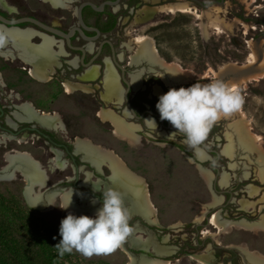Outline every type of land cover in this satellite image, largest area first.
<instances>
[{
	"label": "rangeland",
	"instance_id": "374dc122",
	"mask_svg": "<svg viewBox=\"0 0 264 264\" xmlns=\"http://www.w3.org/2000/svg\"><path fill=\"white\" fill-rule=\"evenodd\" d=\"M57 1L56 5L65 2ZM153 1L157 0H139L140 5L134 11L126 13L121 19L117 18L115 27L121 36L124 62L129 59L131 61L136 50L134 38L144 35L153 40L161 59L158 64H130V70H141L149 80L155 79L148 86L150 96L154 97L151 92L153 85L161 86L167 91L163 82L158 80L159 76H168L167 64H175L179 69L193 73L190 82L175 87L179 88L213 79L227 83L235 75L220 77L215 76L214 71L226 62L237 65L245 63L250 48L256 54L255 64L264 58V0L251 3L248 0H225L222 6L211 5V8L203 10L194 3H187L188 1L174 0L159 4ZM171 2L189 4L194 10L175 14L156 11V6ZM37 5V0H27L28 8L35 9ZM141 5L152 7L155 12L145 16L141 13ZM247 40L251 42L247 43ZM249 81L236 88L243 100L240 110L216 121L203 142L208 148L218 151L231 142V156L221 154L222 158L217 163L220 175L227 174L228 177L227 184L220 185L219 175L218 189L232 192L228 197L212 190L214 174L207 168V161L196 160L193 150L180 142L179 135L168 139L173 131L169 133L155 128L154 132H150L144 129V132L153 136L150 137L142 131L134 130L137 143L131 145L113 135L110 123L103 122L94 115L100 106L97 98L78 89L66 94L63 86L56 80L27 79L26 101L45 113L58 114L69 132L77 138L89 139L93 144L113 151L128 168L143 178L155 208V223L128 215L132 230L121 248L90 257L74 251L66 255L64 264H257L244 253H249L251 258L264 259V230L255 225L264 215V181L257 178V172L262 171L264 174V157L254 151V146L250 147L238 138L235 126L241 113L249 124L251 135L259 137V148L264 152V77ZM106 105L111 106L110 102ZM102 107L105 108L104 105ZM81 146L97 157L88 146ZM177 146H181L182 151ZM203 157L202 155L200 159ZM105 170L108 175L109 169L106 167ZM206 172L211 173L209 182L204 178ZM249 185L257 187L258 192L248 195ZM0 195L5 201L16 200L28 207L17 181L0 180ZM214 196L221 198L218 204L213 203ZM241 200H247L250 206L242 207L239 204ZM57 206L56 202L55 207L48 211L28 207L26 216L39 226L40 231L50 228L53 237L59 242V222L69 212ZM215 206L219 207L217 214L224 224L222 230L207 224L205 218V213ZM123 207L126 209L127 205L123 204ZM97 208L81 211L79 215L92 216ZM131 237L147 241V244L133 245L130 243ZM131 246L135 248H130ZM215 246H219L220 250L217 251ZM140 247H144L147 253L142 252ZM201 259L206 261L201 263Z\"/></svg>",
	"mask_w": 264,
	"mask_h": 264
},
{
	"label": "flooded vegetation",
	"instance_id": "af4514ba",
	"mask_svg": "<svg viewBox=\"0 0 264 264\" xmlns=\"http://www.w3.org/2000/svg\"><path fill=\"white\" fill-rule=\"evenodd\" d=\"M37 1V7L31 9L27 7V0H0V180L17 181L27 205H31L30 202L34 196H39L40 207L31 205L34 206L32 209L40 211L53 209L56 202L58 206L61 204V194L71 190L77 207L81 206L84 195L88 196V202L95 199L96 205L93 206L99 207L100 193L94 192L93 186L100 191L105 190L106 164L99 168H96L99 165L93 166L94 164L92 165L88 159L84 158L83 153L86 150L81 145L88 146L86 143L88 142L93 148L102 147L93 146L89 139L72 135L66 123L54 112L45 113L31 103H29L32 109L30 116L22 110L27 103L26 80L35 79L31 74L32 58L27 54L26 49L38 53L46 52L45 59L50 65L43 71L44 81H59L63 88L64 83L68 82L72 88L68 92L63 89L66 94H71L78 89L94 99L97 98L100 106L94 115L101 121L110 123L113 127L111 130L113 135L119 140L127 141L128 139L125 136L116 135L113 123L109 119H102L100 113L110 112L125 124L133 126L134 132L142 131L150 137L153 136L143 131L146 129L154 132L153 128L144 121L149 118L155 121L156 128L169 133L174 132L169 122L162 121L161 125L159 117L145 118L149 115L148 110L158 114L155 109V100L158 96L153 88L158 87L162 91L161 94L165 91L161 86L153 85L151 92L154 97L150 96L147 92L148 86L155 79L149 80L141 70H130V64L138 66L141 62L134 64L130 59L124 62L121 55V36L115 29L116 20L134 11L140 2L139 0H118L115 6L113 3L116 0H65L60 5H52L46 0ZM86 1L97 6L104 1L107 3L99 12L92 10L89 6L81 7L80 17L84 25L82 26L78 20L77 8ZM168 1L174 0H157L154 3ZM182 1L194 3L203 10L211 8V5H219L220 0ZM224 2L220 5L222 6ZM143 6L141 5V8ZM23 17H31L57 32L30 22L16 24L9 22ZM128 18L129 16L126 20ZM113 19H115L114 27L105 30ZM43 40L47 41L45 49L42 47ZM119 66L124 69V77L130 83L128 89L122 80V71ZM108 70L111 78L110 85L113 86H111L110 94L106 96V71ZM133 74H138L136 86L132 84L131 75ZM117 78L119 87L116 84ZM158 80L162 83L159 77ZM163 87L167 89L164 85ZM124 91L127 99L123 97ZM105 102H110L111 106H107ZM128 106L133 109L136 116L144 113V117L140 119L133 117L128 111ZM43 116H47L50 120L42 121ZM127 142L131 143L129 140ZM136 143L135 136L131 145ZM177 147L182 151L181 146ZM209 149L213 150L209 153V157L201 152L203 159L198 158L197 155L195 158L199 162L207 161V168L209 160L213 161L212 165L217 167L223 154L220 150ZM105 150L110 151L106 148ZM113 154L123 166L128 167L119 156L114 152ZM81 156L91 164L83 160ZM16 157L19 158L20 166L13 163ZM30 162L38 169V173L33 178L30 175L32 170ZM211 171L213 174L216 173L214 169ZM224 195L229 197L230 194Z\"/></svg>",
	"mask_w": 264,
	"mask_h": 264
},
{
	"label": "clouds",
	"instance_id": "9594fccd",
	"mask_svg": "<svg viewBox=\"0 0 264 264\" xmlns=\"http://www.w3.org/2000/svg\"><path fill=\"white\" fill-rule=\"evenodd\" d=\"M242 103V97L236 88L213 79L206 83L197 81L188 87L169 88L157 97L155 109L159 119L169 122L175 130L168 139L179 135L180 142L199 156L202 152L201 145L214 123L238 112ZM144 121L149 127L156 128L153 119ZM93 191L100 193V206L94 215L76 216L69 212L60 220V239L54 246L59 257L74 251L84 257L110 253L130 234L132 229L121 193L113 189L100 191L95 186ZM71 197L72 190L57 207L67 209L72 202ZM90 203L96 204V200L93 199Z\"/></svg>",
	"mask_w": 264,
	"mask_h": 264
},
{
	"label": "bare ground",
	"instance_id": "6f19581e",
	"mask_svg": "<svg viewBox=\"0 0 264 264\" xmlns=\"http://www.w3.org/2000/svg\"><path fill=\"white\" fill-rule=\"evenodd\" d=\"M46 1H48L52 5H56L58 2L57 0H46ZM63 1H65V0H63ZM148 1H151V0H145V2H148ZM248 1H249V3H251L255 0H248ZM188 5H186L182 2H171V3H166V4L156 6V11L162 12L165 14H175L177 12H180V13L192 12L194 10V7L188 6ZM154 12H155V10L152 7L143 6L141 8V13H143L145 16L151 15ZM198 25L200 28H202V26H200V23H198ZM243 25L245 26V24H243ZM250 42H251V40H247V43H250ZM134 44L136 45V50L134 51L133 55L131 56V62L132 63L137 64L140 62H146L147 64L152 66V65L158 64V61L161 60L158 56L159 54H157L158 52H156V48L154 47L153 40L148 38V36H144V35L143 36H137L136 38H134ZM42 47H43V49H45V47H47V41L46 40H43ZM256 50H257V48H256ZM26 52L32 58V63H33V67L31 69L32 77L37 79V80H43V78H44L43 71L50 65L49 62L45 59L47 56L46 52L38 53L36 51L33 52V51L28 50V49H26ZM255 60H256L255 51H254V49L250 48V51H249V54L247 56V60L245 63L242 62L243 64L237 65L234 62H226V63L222 64L221 66L219 65L218 70L214 71V74H215V76H220V77L224 76L226 74L235 75V78L229 80L226 84H228L234 88H237L240 84L246 83L250 79H256V78L264 77V58H262L257 64H255ZM167 65L169 68L168 76L167 75H166V77L159 76L161 81L163 82L164 86L167 89L175 88L179 84L188 83L193 78V73L191 71L179 69L178 66L175 64H167ZM170 74H176V75L173 76ZM137 76H138V74L131 75L132 84H134V85L137 84ZM110 81H111V78L109 76V70H108V71H106V82H107L106 83V92H105L106 96H108L110 94L111 86H113V85H110ZM71 88L72 87L68 82L64 83L65 92L70 91ZM161 92L162 91L158 87H154V93L157 96H159L161 94ZM113 99H115V98H113ZM22 110L27 115H29V116L31 115L32 109H31V106L28 102L26 103L25 108H22ZM100 116L102 119H104V120L109 119L113 123L114 133L116 135L125 136V138H127L131 142L130 144H132V141L135 140V136L132 133V131L134 130L133 126L125 124L122 120H120L118 117H116L115 115H113L110 112H105V113L102 112V113H100ZM239 118H240L239 121L235 122L238 138H240L242 142L244 141L250 147L254 146V148H255L254 151H256L258 154H260V156L264 157V152L261 151V149L259 148V143H260L258 141L259 137L251 135V133L249 132V124H248V122H245L244 116L241 113L239 114ZM48 120H50V119L47 118V116L42 117V121H48ZM86 143L88 144V147L91 150H93V152L96 153L97 157H94L91 153H89L88 151H85L83 153L84 158L88 159L92 163V165L94 164L93 166L99 165L97 163L98 161H104V163L106 164V167L109 169V171L111 173V175H110L111 182H110V184L104 185L105 190L106 189H113V190L117 191V189L115 187L114 177L119 176V179L121 181H123L124 183H126L128 185L130 184V186L133 189H135L136 191L142 192V193L144 192V194L147 195L148 191L146 192L147 187H146V183L143 180V178L141 176H138L136 173L131 172L127 167L123 166L122 163L118 160V158L113 154V152L111 150H110L111 151L110 152V151L105 150V148L102 149L103 147L102 148H93L92 146L89 145L88 142H86ZM230 143L231 142L226 143L221 149L222 154L226 157H229L232 154V145ZM197 157L201 158L202 154L197 156ZM13 163L20 166L19 158L18 157L14 158ZM31 166H32V170L30 172V175L33 178L34 175H36L38 173V169L36 168V166L33 163H31ZM96 168H99V166ZM204 178H205V180H207L209 182L211 179V173L206 172L204 174ZM257 178L259 179V181H264V174L262 173V171L257 172ZM227 180H228L227 174L220 175V177H219L220 185H226ZM70 192L71 191H67V192H64L63 194H61V196H60L61 203L70 194ZM257 192H258L257 187H254L251 185L247 186L248 195L252 196V195L256 194ZM26 195H28V192H26ZM146 197H147L146 208H145V206H142L143 204H141L139 202H134V204L130 207V210H132L133 213L140 215L147 222L155 223L156 222L155 208L151 202L149 194ZM30 198H31V196H30ZM71 200H72V202H71L70 206L64 210H66V211H68V212H70L76 216L79 215V213H81V211H87V210L90 211L94 208L93 204L88 202L86 200V198H83L82 202H81V206L77 207L74 204L73 193H72ZM31 201H32V202H30L31 205L35 206L37 204L36 206L40 207L39 206V202H40L39 196H37V195L34 196ZM220 201H221L220 197L214 196L213 203L218 204ZM239 204L242 207H247V206L249 207L250 206V204L247 200H241L239 202ZM209 224H211L213 227H215L216 229H219V230H222L224 228V224H222V221L219 219L217 212L212 213L209 216ZM250 225H252V224H250ZM255 225H257L258 227H260L261 229L264 230V215L261 216V218L259 219V221ZM143 242L144 241H141L139 238H135V237L130 238V243L133 245H136V246L147 244L146 243L147 241L144 243ZM121 245L119 246L120 248H121ZM244 254H246L248 259H251L252 262L254 260L257 262V264H264L263 258L252 257L253 258L252 259L251 256L249 255V253L248 254L244 253ZM200 261H201V263H204L206 260L201 259ZM164 262L167 263L166 261H164ZM128 264H132V262H129Z\"/></svg>",
	"mask_w": 264,
	"mask_h": 264
},
{
	"label": "trees",
	"instance_id": "16d2710c",
	"mask_svg": "<svg viewBox=\"0 0 264 264\" xmlns=\"http://www.w3.org/2000/svg\"><path fill=\"white\" fill-rule=\"evenodd\" d=\"M114 24L115 19L105 30H110ZM26 211L28 207L16 200L5 201L0 195V264H64L68 254L57 255L54 246L58 241L52 230L43 228L40 231L26 216ZM215 249L220 250L216 246Z\"/></svg>",
	"mask_w": 264,
	"mask_h": 264
},
{
	"label": "water",
	"instance_id": "95a60500",
	"mask_svg": "<svg viewBox=\"0 0 264 264\" xmlns=\"http://www.w3.org/2000/svg\"><path fill=\"white\" fill-rule=\"evenodd\" d=\"M223 2H224V0H220V1H219V5L222 4ZM105 3H107V2L104 1V2L100 3V4L97 6V5H95V4L91 3V2H88V1H86V2H82V3L78 6V8H77V16H78L79 23H80L82 26H84L83 23H82V21H81V17H80V9H81V7H83V6H89L92 10L99 12V11H101V10L103 9V6H104ZM117 3H118V0H116V1L113 3V5L116 6ZM9 22H10L11 24H16V23H20V22H30V23H33V24L39 25V26H41V27H43V28H45V29H48V30H51V31L57 32V31H55L54 29H52V28H50V27H47L46 25H43L42 23L38 22L37 20H35V19L31 18V17H23V18H20V19L14 20V21H9ZM75 29H77V28H75ZM79 32H80V31H79ZM58 33H59V32H58ZM60 34H61V33H60ZM80 35H81L82 37H84V35H83L81 32H80ZM65 36H66V38H67V35H65ZM84 38H85V37H84ZM79 49H80V48H79ZM80 50L82 51V49H80ZM119 68H120L121 71H122V74H121L122 80H123V82L127 85V89H128L130 83H129V81L126 80L125 77H124V69H123L121 66H119ZM117 84H118V87H119V80H118V78H117ZM127 89H126V90H127ZM123 97H124V99H127V98H126V92H125V91H124ZM128 111H130L131 115H132L133 117H136L137 119H140V118L144 117V113H142L140 116H136V114L134 113L133 109H132L130 106H128ZM147 112L149 113V115H148V116H145V118H148V117H154V118H155V117H159V115H158L157 113H154V112H152V111H150V110H148ZM161 125H162V121H161ZM91 144H92L93 146H99V145H96V144H93V143H91ZM201 149H202V153H203L204 155L208 156V157L210 156L209 153H210L211 151H213V150L209 149L205 144H202V145H201ZM81 157H82V156H81ZM82 159L85 160V161H88V160L84 159L83 157H82ZM88 162H89V161H88ZM212 162H213V161L209 160V163H208V169H209L210 171H211L212 169L216 170V173H214V178H213L212 185H211L212 190H213L215 193H217L218 195H224L225 193H229L230 196H231V193L229 192V190H221V189H217V186H218V176L220 175V172H219V170L217 169L216 166H213V165H212ZM89 163H90V162H89ZM90 164H91V163H90ZM102 165H105L104 161H100V163H99V167L102 166ZM105 166H106V165H105ZM127 168H128V167H127ZM128 169H129V168H128ZM129 170H130V169H129ZM130 171H131V170H130ZM131 172H133V171H131ZM110 175H111V173H109V174L106 176L105 184H110V182H111ZM117 176H118V175H117ZM114 180H115V187H116L117 191L121 193L122 202L125 203V204L127 205L126 210H127L128 215H130V216H138L139 218L143 219L140 215L133 213L132 210H130V207L134 204V202H139V203L143 204L142 206H145V208H146V199H147L146 196H148V193H147V195H145L144 192L142 193V192H138V191H136L135 189H133V188L130 186V184L128 185V184L124 183L123 181H121V180L119 179V176H118V177H114ZM146 192H147V189H146ZM83 197L86 198V200L88 199V198H87L88 196H86V195H84ZM83 197H82V198H83ZM93 205H96V204H93ZM28 206H29L30 208H34V207H32L31 205H28ZM222 206H224V205H222ZM96 207H98V206H96ZM218 210H219V207H218V206H215V207H213L212 209L208 210V211L205 213V218H206V220H207V224H208V222H209V215H211L212 213L217 212ZM143 220H144V219H143ZM199 225H200V224H197V226H199ZM122 245H123V242H122ZM130 248H135V247L131 246ZM223 248H225V249H231V248H229V247H223ZM140 250H141L142 252H144V253H147V250H146L144 247H140ZM128 253H130V252H128ZM240 254H241V256L243 257V259H245L244 255H243L241 252H240ZM129 255H130L132 258L134 257L133 254H129Z\"/></svg>",
	"mask_w": 264,
	"mask_h": 264
}]
</instances>
